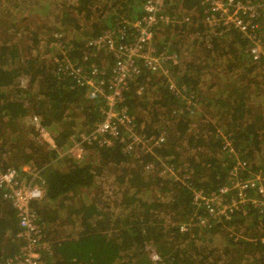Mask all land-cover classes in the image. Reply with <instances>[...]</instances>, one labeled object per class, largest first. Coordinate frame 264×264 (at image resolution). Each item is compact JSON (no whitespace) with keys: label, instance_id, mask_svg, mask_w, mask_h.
Returning a JSON list of instances; mask_svg holds the SVG:
<instances>
[{"label":"trees","instance_id":"obj_1","mask_svg":"<svg viewBox=\"0 0 264 264\" xmlns=\"http://www.w3.org/2000/svg\"><path fill=\"white\" fill-rule=\"evenodd\" d=\"M179 6L191 23L176 33L160 30L158 46L180 56L171 71L182 95L144 69L122 102L140 134L165 140L135 152L119 142L92 146L78 160L61 151L76 131L101 120L104 103L57 75L60 39L73 45L70 58L81 62L88 54L85 66L100 68V57L110 54L92 55L87 41L105 32L132 41L144 0H0V160L4 169H37L44 180L34 208L52 246L45 264H264V215L254 203L208 228L193 203L195 188L217 191L238 162L264 173V53L254 60L240 32L210 34L196 1L174 0L170 12ZM258 11L262 26L255 32L264 43V5ZM31 15L43 20L40 32L23 23ZM32 115L57 148L40 138ZM19 229L0 189V261L19 250Z\"/></svg>","mask_w":264,"mask_h":264},{"label":"built area","instance_id":"obj_2","mask_svg":"<svg viewBox=\"0 0 264 264\" xmlns=\"http://www.w3.org/2000/svg\"><path fill=\"white\" fill-rule=\"evenodd\" d=\"M170 1L173 5L174 0H144L145 12L132 23L134 36L130 42L123 41V35L114 36L112 32H105L87 41L92 55H98L96 52L110 54L114 61L111 67L107 65L97 68L91 65L87 68L85 62L88 61V54L81 62L70 58L73 45L60 39V52L55 57L57 75L71 78L77 86L86 88L89 99H101L104 103L100 111L101 120L88 131H76L69 139L68 148L62 150L61 155L68 154L83 160L92 146H112L114 142H119L124 145V151L135 152L137 149H150L165 140L163 136L146 138L140 134L122 102L125 100L124 91L144 69L162 75L172 91L182 95L171 71L181 62L180 56L164 46L154 44V36L160 30L169 29L176 33V28L192 21V16L185 13L181 6L178 7V12H170ZM194 1L203 10L204 24L213 29L210 34L220 35L216 32L218 27L238 28L250 39V51L254 60L262 57L264 43L255 32L256 5L243 4L237 0ZM138 92H142L141 88ZM30 123L36 127L42 140L57 148L53 136L42 125L38 115H32ZM2 167L0 160V189L4 199L10 201L16 210L20 227L17 237L21 245L14 255L0 261V264H45L52 246L44 240L43 225L38 222V213L34 208V202L45 194L44 180L37 177V169L31 171L28 167L22 168L32 175L27 181L22 170L17 167ZM248 167V162L236 163L230 171L228 181L217 191L207 194L202 189H194L193 203L198 210L196 218L202 227L208 228L230 219L235 211L247 209L249 203H254L256 209L264 215V173L252 172ZM247 169V175L250 176L245 177L242 171ZM180 228L186 230L188 224L180 223Z\"/></svg>","mask_w":264,"mask_h":264},{"label":"rangeland","instance_id":"obj_3","mask_svg":"<svg viewBox=\"0 0 264 264\" xmlns=\"http://www.w3.org/2000/svg\"><path fill=\"white\" fill-rule=\"evenodd\" d=\"M255 21L257 22V21H259V24H258V22H257V29H258V31H259V29L261 28V26H262V22L260 21V20H258V19H255ZM43 20H41V18L40 17H38L37 15H31V16H29L28 18H27V20L25 21V22H23L24 24H27V25H29L30 26V30H32L34 33L35 32H40V25H42L43 23ZM32 28V29H31ZM28 29V30H29ZM256 29V30H257ZM257 31V32H258ZM237 32V31H236ZM241 33V32H240ZM242 34V33H241ZM33 36V35H32ZM116 36H118V35H116ZM174 38V37H173ZM173 38H172V42H173ZM161 39H163V35H161L160 33L157 35V40H154V44L156 45V46H158V44H161V45H163V42H162V40ZM100 63H101V65L103 66V67H105V66H109L110 64H113V59L110 57V56H108V55H103L102 57H100ZM110 67V66H109ZM206 88V91H209V92H212V91H214V89H215V86L213 85V81H211V84H209L208 82H206L205 83V87H204V89ZM7 159V158H6ZM7 160H13V159H7ZM60 165H62V163H60Z\"/></svg>","mask_w":264,"mask_h":264},{"label":"bare ground","instance_id":"obj_4","mask_svg":"<svg viewBox=\"0 0 264 264\" xmlns=\"http://www.w3.org/2000/svg\"><path fill=\"white\" fill-rule=\"evenodd\" d=\"M244 4V3H243ZM251 5H253V4H251ZM264 4H258V5H256L257 6V13H256V15H255V19H258L259 17H260V14H259V11H258V8L259 7H262ZM241 15H243V16H245V19L247 20L248 19V17H246V15H244L243 13H241ZM209 27V26H208ZM210 28V27H209ZM211 29V28H210ZM217 29H221V27H218ZM213 30V29H212ZM224 30V29H223ZM228 30H230V31H237V32H241L243 35H244V32L242 31V30H240V29H238V28H230V29H228ZM256 34L258 35V32H256ZM258 37H259V35H258ZM260 38V37H259Z\"/></svg>","mask_w":264,"mask_h":264}]
</instances>
